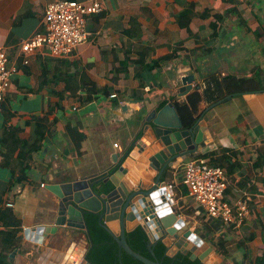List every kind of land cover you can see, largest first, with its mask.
Segmentation results:
<instances>
[{
    "label": "crops",
    "instance_id": "1",
    "mask_svg": "<svg viewBox=\"0 0 264 264\" xmlns=\"http://www.w3.org/2000/svg\"><path fill=\"white\" fill-rule=\"evenodd\" d=\"M53 1L0 0V49L13 69L4 109H0V134L6 124L19 128L20 137L29 144L37 143L23 162L25 184H16L7 192L12 173L0 166V196L13 204L22 228L19 246L8 255L13 258L10 263L79 264L87 247L84 230L58 227L42 243L24 238L25 228L52 224L56 217L58 201L46 186L102 174L149 111L168 101L187 104L188 96L197 91L201 98L192 116L202 115L212 142L168 170L166 181L176 183V213L189 219L191 229L204 240L226 239V264H254L264 245V162L255 164L264 151V88L252 89L254 79L264 87V0H98L103 11L88 17V40L65 57L77 62L70 75L85 72L94 81L97 93L91 101L84 100L93 93L91 86L78 91L80 99L61 98L57 93L63 88L57 79L59 60L46 48L27 54L20 49L22 42L42 30L44 8ZM187 3H194L198 12L189 24L191 33L176 22ZM132 18L141 27L136 38L124 34ZM125 47L131 50L130 61L118 73ZM173 47L180 49L166 59ZM142 51L146 63L156 61L153 69H142L136 62L137 52ZM191 73L195 76L193 90L186 96L173 95L180 85L178 79ZM251 77L253 81L244 83L242 94L225 93L226 82ZM215 80L220 83L216 88ZM218 94L221 97L215 101ZM4 110L11 114L9 118ZM32 116H46L49 123L39 143ZM182 123L188 126L187 121ZM218 148L227 149L231 162L237 163L232 176L227 175L229 184L231 179H244L255 186L247 190L252 198L250 216L239 229L196 216L195 204L181 184L187 160ZM213 158L221 161L223 154ZM181 206L193 207V215H186Z\"/></svg>",
    "mask_w": 264,
    "mask_h": 264
},
{
    "label": "water",
    "instance_id": "2",
    "mask_svg": "<svg viewBox=\"0 0 264 264\" xmlns=\"http://www.w3.org/2000/svg\"><path fill=\"white\" fill-rule=\"evenodd\" d=\"M179 81L173 95L186 96L195 76L186 74ZM210 142L212 135L201 114L185 126L172 101L152 109L102 174L46 186L58 201L56 217L52 224L25 228L24 238L42 243L63 226L87 232L95 264H226L164 197L168 170ZM107 187L110 190L103 191ZM86 212L97 214L99 223ZM137 226L148 237L147 251L131 248L127 232ZM79 264L91 263L83 258Z\"/></svg>",
    "mask_w": 264,
    "mask_h": 264
},
{
    "label": "trees",
    "instance_id": "3",
    "mask_svg": "<svg viewBox=\"0 0 264 264\" xmlns=\"http://www.w3.org/2000/svg\"><path fill=\"white\" fill-rule=\"evenodd\" d=\"M235 11V9H232ZM207 14V13H206ZM198 15V12L195 9L194 3H187L183 11L177 16L176 22L180 28L185 29L188 33H191L189 29V24L191 20ZM130 26L124 30V34L128 37L136 38L138 34L141 32L140 24L135 19H130ZM212 26L215 27V23H211ZM125 56L124 60L121 62V68H117V72H121L122 70H126L127 63L130 61V57L128 54L130 53V49L125 47ZM179 47L170 48V52L165 56L166 59L172 58L175 56L176 52L179 51ZM138 58L136 62H139L142 66V69H152L154 65H156V61H153L152 64H148L144 60V52H137ZM59 60L60 68L58 69V81L63 83V88L60 92H57L61 98L65 97H74L81 98L78 95V91L84 88L85 86H91L93 88V93L85 96V101H91L95 98V94L97 93V89L95 90V83L91 80L85 72H76L74 75H70V69L72 66H76V61H69L66 58H54ZM255 77H258L257 75ZM234 79V78H233ZM210 80H214L212 77ZM229 80V79H228ZM232 80V79H231ZM248 81H253V78H240L235 79V81L226 82L224 91L226 94L232 95H240L243 93L245 89L244 83ZM255 87L253 90H258L264 88L261 86L257 80H255ZM257 82V83H256ZM214 88H216L220 83L216 80L213 83ZM215 90V89H214ZM221 95L218 94L214 99L218 101ZM201 96L197 91L192 92L187 98V104L191 107L188 109V105L186 103L177 104L175 103V108L181 118L182 121H187L188 125H190L195 119L196 116L193 117L197 111V103L200 100ZM165 104V103H164ZM163 104V105H164ZM2 109H4V105L2 104ZM5 112V110H4ZM11 114L9 112H5V118H9ZM31 119L36 124V140L39 143L43 137L45 132L48 130L47 118L46 116H32ZM21 130L14 126L4 125L0 134V166L6 167L10 169L12 176L11 181L8 182L7 192L12 189L16 184H25L27 180V167L24 166L23 162L26 159L28 153L36 146V144H29L26 139L20 137ZM227 149L218 148L209 153L194 154V158H209L210 162H213L219 166H221L227 175L232 176L234 167L237 166V163L232 161L231 156L226 154ZM222 153L223 160L217 161L213 158L215 154ZM264 162V151L260 152L257 157L256 165H261ZM255 186L250 184L249 181L241 179L238 182H235L233 179L230 180V184L224 193V200L232 203L243 190L254 189ZM110 190V187L104 188L103 191L107 192ZM183 192L186 190L183 188ZM182 210L185 211L186 215H193V207L181 206ZM85 216H89L92 220L99 223V216L92 212H86ZM84 216V219H85ZM86 224V223H85ZM21 221L14 216L12 207L6 205L4 199L0 196V264H11L9 260V254L14 251L20 244L21 236L19 235L21 232ZM127 238L131 244V248L133 250L139 251H147L148 250V237L145 231L137 226L134 230L127 232ZM86 240L87 247L84 253V258L91 264H95L91 260L88 237L86 232ZM160 242V241H157ZM162 243V242H161ZM215 252L222 256V258L226 259L228 256V250L226 248V239L220 237L216 240L214 244ZM189 255V253H187ZM200 262L199 259H195ZM201 263V262H200ZM202 264V263H201ZM254 264H264V245L262 248V252L259 256L254 259Z\"/></svg>",
    "mask_w": 264,
    "mask_h": 264
},
{
    "label": "built area",
    "instance_id": "4",
    "mask_svg": "<svg viewBox=\"0 0 264 264\" xmlns=\"http://www.w3.org/2000/svg\"><path fill=\"white\" fill-rule=\"evenodd\" d=\"M103 11L98 0H56L47 4L43 12L42 30L22 42L21 51L32 53L37 48H46L55 58L73 55L75 49L88 40L87 19ZM27 63V60H24ZM13 69L6 52L0 49V109L5 90L11 82ZM116 96L112 94L111 97ZM117 147V143H114ZM191 201L196 207V216H205L208 221H219L227 228L239 229L250 216L251 194L243 190L232 203L224 200L229 185L225 170L206 158L187 160L181 177ZM43 185V184H41ZM176 183L166 181L164 197L175 204ZM7 206L13 207L11 202ZM179 216V215H178ZM195 216V217H196Z\"/></svg>",
    "mask_w": 264,
    "mask_h": 264
},
{
    "label": "rangeland",
    "instance_id": "5",
    "mask_svg": "<svg viewBox=\"0 0 264 264\" xmlns=\"http://www.w3.org/2000/svg\"><path fill=\"white\" fill-rule=\"evenodd\" d=\"M180 79V78H179ZM178 79V80H179ZM191 217V216H190ZM200 224H201V222H200ZM206 228H207V226H206ZM194 231V230H193ZM194 232H196L197 234H199V235H201L199 232H197V231H194ZM204 241H207L211 246H212V248H214V244H215V241L213 242H209L210 240L208 239V240H204Z\"/></svg>",
    "mask_w": 264,
    "mask_h": 264
}]
</instances>
